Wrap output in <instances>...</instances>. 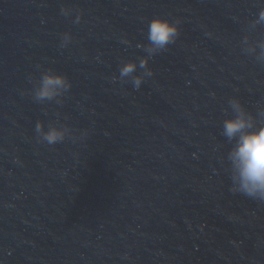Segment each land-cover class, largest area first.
Returning a JSON list of instances; mask_svg holds the SVG:
<instances>
[{"label":"water","instance_id":"water-1","mask_svg":"<svg viewBox=\"0 0 264 264\" xmlns=\"http://www.w3.org/2000/svg\"><path fill=\"white\" fill-rule=\"evenodd\" d=\"M262 7L0 0V264H264V201L230 191L223 135L233 97L264 122V59L248 51L264 42ZM154 16L180 36L137 90ZM49 69L72 87L37 101ZM38 121L64 140L43 142Z\"/></svg>","mask_w":264,"mask_h":264},{"label":"clouds","instance_id":"clouds-1","mask_svg":"<svg viewBox=\"0 0 264 264\" xmlns=\"http://www.w3.org/2000/svg\"><path fill=\"white\" fill-rule=\"evenodd\" d=\"M61 14L68 15L67 6H62ZM82 13L77 11L75 22H79ZM264 23V7L258 13L253 24ZM180 21L171 20L162 16H154L147 22V56L139 60V67L144 69L140 75L132 76V85L139 90L147 78L153 76V69L149 67V59L156 54L166 51L169 46L176 43L180 36ZM72 40V35L65 32L61 36V47L67 46ZM127 43V41H125ZM247 42V38H246ZM260 48L258 59H264V42H259L248 49L255 52ZM137 68L135 61L124 62L120 67L119 78L131 76ZM114 79H117L114 77ZM72 87L71 81L63 74L49 69L41 75L33 95L37 101L56 100ZM59 102V101H58ZM233 115L223 121V135L231 142L227 153L230 163L232 185L230 191L241 193L249 198L264 201V122L257 120L241 104L240 100L233 97L229 100ZM36 132L41 134L42 141L48 145H55L65 138V130L50 126L44 130L41 121L36 123Z\"/></svg>","mask_w":264,"mask_h":264}]
</instances>
